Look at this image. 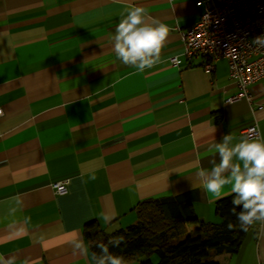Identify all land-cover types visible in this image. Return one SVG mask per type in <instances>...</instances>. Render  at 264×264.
<instances>
[{
	"label": "crops",
	"instance_id": "0c3cea01",
	"mask_svg": "<svg viewBox=\"0 0 264 264\" xmlns=\"http://www.w3.org/2000/svg\"><path fill=\"white\" fill-rule=\"evenodd\" d=\"M133 6L171 30L161 62L142 73L121 63L109 39ZM203 8V0H0V264H98L84 225L125 227L147 199L187 192L199 219L221 220L197 173L218 162L214 145L225 135L235 144L253 122L264 135V77L249 86L250 101L227 102L237 88L226 60L208 73L184 58L178 27ZM55 181H66L65 193ZM79 242L84 255L74 254ZM211 260L264 264V223Z\"/></svg>",
	"mask_w": 264,
	"mask_h": 264
},
{
	"label": "clouds",
	"instance_id": "9594fccd",
	"mask_svg": "<svg viewBox=\"0 0 264 264\" xmlns=\"http://www.w3.org/2000/svg\"><path fill=\"white\" fill-rule=\"evenodd\" d=\"M170 31L167 24L154 18L146 8L133 6L127 10L109 39L121 63L142 73L161 62L162 50L168 42ZM252 43L264 47V36L256 37ZM174 59L177 64L180 62L179 56ZM251 133L235 144L232 143L231 135H225L222 142L214 145L218 162L213 163L210 171L201 170L197 173L205 191L216 201L234 194V207L230 213L236 217L239 229L244 232L258 222L264 223V135L255 129ZM226 186H230L231 191L222 195ZM241 205L242 210L237 212L236 207ZM104 219L110 223L112 217L106 215ZM234 227L231 222L226 225L229 231ZM124 242L125 237L119 236L97 247L107 255L110 264H125L124 258L110 253L108 247H119ZM73 249L74 254H85L84 251H78L83 249L82 242L76 243ZM92 255L95 256V253Z\"/></svg>",
	"mask_w": 264,
	"mask_h": 264
},
{
	"label": "trees",
	"instance_id": "16d2710c",
	"mask_svg": "<svg viewBox=\"0 0 264 264\" xmlns=\"http://www.w3.org/2000/svg\"><path fill=\"white\" fill-rule=\"evenodd\" d=\"M233 198L234 194L214 201V212L221 218L218 222L199 219L187 192L140 201L135 207L136 220L125 227L106 232L94 221L84 225L89 254L98 264L101 261L110 264L97 245L124 236L125 242L119 247L108 245L109 252L124 261L135 259L140 264H152L149 255L154 253L155 264H224L211 260V255L235 252L246 233L239 229L236 217L230 213ZM241 210L242 205L236 207L237 212ZM229 222L235 226L232 231L226 228ZM189 223L197 224L192 234L187 232ZM142 256L145 258L139 259Z\"/></svg>",
	"mask_w": 264,
	"mask_h": 264
},
{
	"label": "built area",
	"instance_id": "2783aa9c",
	"mask_svg": "<svg viewBox=\"0 0 264 264\" xmlns=\"http://www.w3.org/2000/svg\"><path fill=\"white\" fill-rule=\"evenodd\" d=\"M204 8L198 19L179 28L184 58L201 60L204 71L210 73L215 62L225 59L227 75L237 91L227 102L251 100L249 86L264 77V47L252 41L264 36V0H203ZM173 55L171 65H177ZM258 132L255 122L239 131V137ZM55 193L66 192V181L52 183Z\"/></svg>",
	"mask_w": 264,
	"mask_h": 264
},
{
	"label": "rangeland",
	"instance_id": "374dc122",
	"mask_svg": "<svg viewBox=\"0 0 264 264\" xmlns=\"http://www.w3.org/2000/svg\"><path fill=\"white\" fill-rule=\"evenodd\" d=\"M132 222H134V220L133 221H130L128 224H130ZM211 222H215V221H211ZM123 226H125V225H123ZM196 226H197L196 223H189V224H187V232L188 233H193L194 232V229L196 228ZM149 258H150V261H151L152 264H155L157 262V256L154 253H151L149 255Z\"/></svg>",
	"mask_w": 264,
	"mask_h": 264
}]
</instances>
